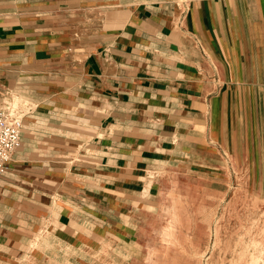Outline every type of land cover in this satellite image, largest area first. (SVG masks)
<instances>
[{"label":"crops","instance_id":"0c3cea01","mask_svg":"<svg viewBox=\"0 0 264 264\" xmlns=\"http://www.w3.org/2000/svg\"><path fill=\"white\" fill-rule=\"evenodd\" d=\"M0 88L31 104L0 175L21 264L34 229L94 231L156 167L264 145V0H0Z\"/></svg>","mask_w":264,"mask_h":264},{"label":"rangeland","instance_id":"374dc122","mask_svg":"<svg viewBox=\"0 0 264 264\" xmlns=\"http://www.w3.org/2000/svg\"><path fill=\"white\" fill-rule=\"evenodd\" d=\"M0 108L23 123L31 104L0 91ZM222 148L148 171L94 231L34 229L21 264H243L250 242L264 264V145Z\"/></svg>","mask_w":264,"mask_h":264},{"label":"built area","instance_id":"2783aa9c","mask_svg":"<svg viewBox=\"0 0 264 264\" xmlns=\"http://www.w3.org/2000/svg\"><path fill=\"white\" fill-rule=\"evenodd\" d=\"M22 119L8 109L0 108V175L4 174L13 153L20 145Z\"/></svg>","mask_w":264,"mask_h":264},{"label":"bare ground","instance_id":"6f19581e","mask_svg":"<svg viewBox=\"0 0 264 264\" xmlns=\"http://www.w3.org/2000/svg\"><path fill=\"white\" fill-rule=\"evenodd\" d=\"M250 244L249 246L252 248L248 250V252L245 251L247 253V258L243 264H257L258 261L262 260L263 249H257L254 242H250Z\"/></svg>","mask_w":264,"mask_h":264}]
</instances>
